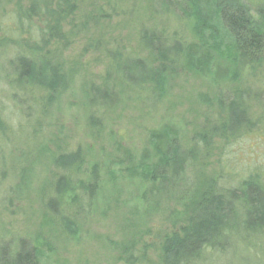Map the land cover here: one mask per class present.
Returning a JSON list of instances; mask_svg holds the SVG:
<instances>
[{"label": "rangeland", "instance_id": "374dc122", "mask_svg": "<svg viewBox=\"0 0 264 264\" xmlns=\"http://www.w3.org/2000/svg\"><path fill=\"white\" fill-rule=\"evenodd\" d=\"M70 1L75 13L65 20V39L42 53L61 69L67 85L61 95L47 96L19 88L8 78V61L17 52L32 54L24 41H17L27 39L14 32V2L0 0V112L5 125L0 131V261L12 256L10 248L15 252L32 243L50 264H163L165 239L187 225L208 185L221 192L252 173L264 176V93L258 95L256 89L264 85V72L261 82L248 83L254 89L247 102L250 125L228 134V103L222 111L219 87L206 78L173 65L155 98L150 86L119 72L136 59H150L141 43L143 29H165L169 38L180 33L189 42V28L172 18H156L152 0ZM240 1L255 17L264 8V0ZM28 2L23 0L25 6ZM36 25L34 21L33 29ZM230 86L234 92L243 84ZM166 125L178 129L183 146L196 156L186 188L148 184L132 173L149 149V132ZM121 148L132 162L125 161ZM78 150L85 164L76 182L98 180V189L93 195L78 194L72 207L55 206L53 185L60 172L53 159ZM62 210L73 214L74 235L55 224ZM238 226L230 238H221L232 243L208 252L200 264H264V235L240 234V222Z\"/></svg>", "mask_w": 264, "mask_h": 264}, {"label": "trees", "instance_id": "16d2710c", "mask_svg": "<svg viewBox=\"0 0 264 264\" xmlns=\"http://www.w3.org/2000/svg\"><path fill=\"white\" fill-rule=\"evenodd\" d=\"M11 1L16 21L14 32L24 34L27 39L17 41H24L32 55L17 52L7 63L8 78L12 77L19 88L61 95L67 79L42 53L53 43L65 39L64 23L75 13V5L70 0H29L28 6L23 0ZM152 5L155 17L172 18L189 28L192 39L188 42L180 33L169 38L165 29L145 28L141 32V43L150 59H136L126 70H119L120 74L126 80L150 86L151 96L157 98L168 81V71L180 64L219 87V106L223 111L227 101L230 114L226 133L234 134L248 127L252 115L247 102L254 90L247 88L248 83L255 85L264 80V8L259 9L255 17L240 0H152ZM34 21L39 25L33 29ZM239 82L243 87L233 92L230 85ZM223 88L228 94H223ZM256 89L258 95L264 93V85ZM4 129L0 112V131ZM121 151L125 161L132 162L131 154L123 148ZM195 159V153L183 146L176 127L161 126L149 132V149L143 152L132 173L148 184L171 183L186 188L187 173ZM52 164L60 172L53 185L56 199L51 203L55 206L72 207L78 194L93 195L97 191L98 180L76 182L85 164L80 150L58 155ZM193 207L187 225L165 239L163 264H200L208 252L224 250L232 243L224 239L236 233L239 222L240 234L264 235V176L252 173L243 178L239 186L221 192L210 184ZM72 216L71 211L62 210L58 213L60 220L55 222L69 235L76 233ZM8 253L12 256L4 255L1 264H50L44 251L32 243L20 245L15 252L10 248Z\"/></svg>", "mask_w": 264, "mask_h": 264}]
</instances>
